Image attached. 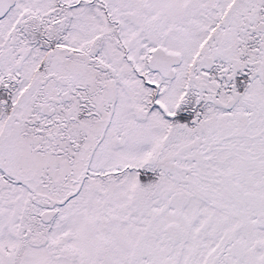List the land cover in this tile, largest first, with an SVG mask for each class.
I'll use <instances>...</instances> for the list:
<instances>
[{"label":"snow or ice","instance_id":"1","mask_svg":"<svg viewBox=\"0 0 264 264\" xmlns=\"http://www.w3.org/2000/svg\"><path fill=\"white\" fill-rule=\"evenodd\" d=\"M0 264H264V0H0Z\"/></svg>","mask_w":264,"mask_h":264}]
</instances>
